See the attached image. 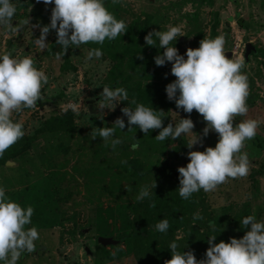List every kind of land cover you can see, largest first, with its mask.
<instances>
[{"label": "rangeland", "instance_id": "obj_1", "mask_svg": "<svg viewBox=\"0 0 264 264\" xmlns=\"http://www.w3.org/2000/svg\"><path fill=\"white\" fill-rule=\"evenodd\" d=\"M14 3L12 23L21 27L16 32L0 30V53L30 55L48 76L37 107L13 112L25 134L0 156V184L10 199L33 207L26 227L34 225L39 232L38 250L22 254L18 264H164L171 259L168 245L173 240L177 251H192L201 260L210 234L217 235L213 243L229 242L249 230L250 225L240 224L243 216L264 220V0H105L108 10L126 22L127 31L103 44L89 42L65 53L56 44L54 29L46 36V48L34 43L40 26L50 23L53 4ZM174 24L183 31L174 42L181 55L199 47L204 37L225 36L226 55L244 61L249 84V111L234 124L246 118L261 121L242 149L250 161L247 176L229 178L213 191L201 189L189 199L178 194L177 168L186 166L189 151L214 147L218 134L210 130L204 136L202 115L196 110L185 113L167 98L165 86L175 79L171 62L157 66L153 58L163 48L146 45L144 36ZM96 47L101 57L86 59ZM51 49L61 52L50 54ZM105 85L126 88L128 100L101 109L97 102ZM61 93L56 102H47ZM133 99L163 111L162 127L190 117L192 131L202 142L189 149L193 134L159 141L154 137L160 129H129L121 109L134 108ZM67 110L73 113V130L38 134L47 118ZM117 117L125 121L122 130L113 125ZM103 126L114 127L113 138L121 139L115 149L98 135L93 139L96 128ZM133 143L138 147L133 149ZM3 157L14 164L7 165ZM145 186L152 194L137 200ZM196 213L202 219L194 222ZM165 218L169 228L161 233L154 225ZM100 236L115 243L103 245Z\"/></svg>", "mask_w": 264, "mask_h": 264}, {"label": "clouds", "instance_id": "obj_2", "mask_svg": "<svg viewBox=\"0 0 264 264\" xmlns=\"http://www.w3.org/2000/svg\"><path fill=\"white\" fill-rule=\"evenodd\" d=\"M121 2L123 0H113ZM45 5L53 4L50 23L40 26V35L34 43L41 49L47 47L45 39L50 29L56 31V44L63 52L69 48H79L89 42L103 44L105 39L111 41L127 31L126 22L117 19L105 6V0H43ZM16 14L14 0H0V30L19 31L20 25H13ZM28 24V20L25 21ZM183 35L179 24L169 25L166 30H153L144 36L146 45L163 48V53L153 58L157 66L171 62L170 72L175 79L165 86L167 98L174 100L176 108L185 113L196 110L206 122L203 135L209 131L218 134L214 147H206L203 151L193 150L187 153L189 161L186 166L177 168L179 173L178 194L189 199L192 193L213 191L227 179L247 176L250 161L246 151H242L245 142L255 135L261 121L259 119H241L234 124L237 116L244 117L249 111L246 103L249 95L247 73L243 72L244 61L241 58H229L224 50L223 34L212 38L204 37L199 47L187 48L183 55L178 53L174 42ZM158 44V47H157ZM102 51L99 47L88 51L86 59H99ZM48 81L43 69L34 65L32 56H14L9 52L0 53V156L6 149L22 138L25 134L24 125L12 118L13 112L23 109H34L41 100V88ZM101 97L97 102L101 109L128 100V91L124 87H102ZM134 108L123 107L122 113L127 117L129 129L132 125L148 133L160 129L154 137L164 141L174 140L182 135L193 134L187 144L191 149L194 144L202 142L200 136L192 131V119L179 118L178 123H169L162 127L163 111L131 101ZM176 113V112H175ZM113 125L120 130L125 128L124 119L117 117ZM115 128L103 126L96 128L93 139L103 138L111 143L113 149L121 143L114 136ZM133 149L138 144L131 145ZM153 187H155V182ZM152 193L147 186L140 189L136 199L149 197ZM33 207L21 204L6 195L4 185L0 184V264H18L24 252L33 253L39 238V232L31 224ZM202 219L196 213L193 221ZM242 227L249 226L244 235L230 238L229 242L221 240L213 243L215 234L207 239L209 247L205 258L197 260L192 251H177V243L171 241V259L164 264H264V220L253 215H245L240 219ZM161 233L169 228L168 219H160L154 225ZM212 231L215 226L210 225Z\"/></svg>", "mask_w": 264, "mask_h": 264}, {"label": "trees", "instance_id": "obj_3", "mask_svg": "<svg viewBox=\"0 0 264 264\" xmlns=\"http://www.w3.org/2000/svg\"><path fill=\"white\" fill-rule=\"evenodd\" d=\"M61 51H58L56 49H51L49 50L50 54H58ZM60 96H62V93L60 95H58L57 97L48 99L47 102L50 103H54L57 101V99L60 98ZM55 129H60V130H67V131H71L74 129V123H73V113L71 110H67L66 112L60 114V115H55V116H51L49 118H47L42 127L40 129H38V134H46L47 132H50L52 130ZM35 137V136H32ZM1 160L3 162L8 161L7 157H3L1 158ZM37 250V248H36ZM36 250L34 252H36ZM27 253V252H24Z\"/></svg>", "mask_w": 264, "mask_h": 264}, {"label": "water", "instance_id": "obj_4", "mask_svg": "<svg viewBox=\"0 0 264 264\" xmlns=\"http://www.w3.org/2000/svg\"><path fill=\"white\" fill-rule=\"evenodd\" d=\"M6 164L7 165H12L14 163L8 161ZM98 241L101 244H103V245H110V244H114L115 243V241L113 239L108 238V237H103V236L98 237Z\"/></svg>", "mask_w": 264, "mask_h": 264}, {"label": "crops", "instance_id": "obj_5", "mask_svg": "<svg viewBox=\"0 0 264 264\" xmlns=\"http://www.w3.org/2000/svg\"><path fill=\"white\" fill-rule=\"evenodd\" d=\"M37 250H38V247H37ZM37 250H36V251H37ZM27 253H28V252H27ZM33 253H36V252H33ZM23 254H26V253H23Z\"/></svg>", "mask_w": 264, "mask_h": 264}]
</instances>
